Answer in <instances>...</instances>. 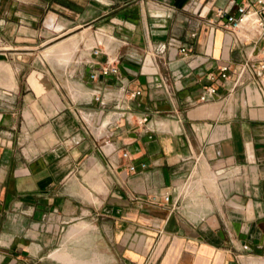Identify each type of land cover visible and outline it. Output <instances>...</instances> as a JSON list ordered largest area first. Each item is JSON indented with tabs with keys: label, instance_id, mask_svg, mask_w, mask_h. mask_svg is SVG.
I'll return each instance as SVG.
<instances>
[{
	"label": "crops",
	"instance_id": "obj_1",
	"mask_svg": "<svg viewBox=\"0 0 264 264\" xmlns=\"http://www.w3.org/2000/svg\"><path fill=\"white\" fill-rule=\"evenodd\" d=\"M228 2L0 0V264H98L64 247L78 219L95 227L103 264H264V103L252 74L238 78L241 54L215 19ZM79 27L113 37L101 32L66 64H27L44 33ZM106 60L118 75L100 74ZM105 85L139 90L134 117L161 126L115 118L95 138L83 113L103 119L89 101ZM107 140L130 159L113 166Z\"/></svg>",
	"mask_w": 264,
	"mask_h": 264
},
{
	"label": "built area",
	"instance_id": "obj_2",
	"mask_svg": "<svg viewBox=\"0 0 264 264\" xmlns=\"http://www.w3.org/2000/svg\"><path fill=\"white\" fill-rule=\"evenodd\" d=\"M215 19L216 21H221L224 34L232 38L233 47L237 48L241 54L242 61L239 63L238 78L246 72L247 76L252 74L264 103V0H229L227 6L216 10ZM168 45L179 53H186L189 49L187 43L176 37H170ZM99 51L98 46L92 48L93 55L99 53ZM113 62V60H106L100 67V74L103 76H108L109 74L118 75L119 69ZM228 68L229 66L227 65H223L220 68L222 79L228 78ZM89 78L95 81L98 78V73H91ZM214 92L215 88L212 86L202 88L199 93V100H207ZM139 93V90L130 92L123 86L114 90L111 85L95 87L92 90L89 103L97 101L101 108L100 112L105 113L101 120L95 119V115L90 112L83 113L85 124L89 126V123H92V127H89V130L95 134V138H105V132L107 133L108 128L115 124V118H123L130 124L143 125L147 130L151 131H153L154 125L161 126L159 123L157 124L149 119L147 115L134 117V113L129 108V100ZM105 109L108 110L104 112ZM109 112L111 114L106 119ZM168 121L169 119H167L166 124H168ZM99 148L102 151L110 149L107 152L115 155L112 163L113 166H117L118 159H130V154L127 150L113 148L112 142L108 140L99 146ZM144 166L145 164L142 163L141 167ZM127 168L129 170L135 169L130 164H128ZM155 198L156 196L153 197V199ZM169 199L170 195L164 196V201L167 202Z\"/></svg>",
	"mask_w": 264,
	"mask_h": 264
},
{
	"label": "rangeland",
	"instance_id": "obj_3",
	"mask_svg": "<svg viewBox=\"0 0 264 264\" xmlns=\"http://www.w3.org/2000/svg\"><path fill=\"white\" fill-rule=\"evenodd\" d=\"M83 29L84 27H79L75 29H68V30H65L64 32L44 33L46 37L41 38V41H40L41 43L38 44L36 48H33V50L28 51L29 52L28 55H25L24 58L25 60H27V64H31L33 62L34 63L43 62L46 65L47 63L50 64L53 60H56V59H53V60L50 59V56H48V54L46 53L47 52L46 48L51 49L52 46L56 45L57 43L63 42V41L65 42L69 38H74V40L77 42L76 43L77 47L75 46L76 48L71 54L72 56L71 59L76 58V60H78L80 59V55L84 56L83 55L85 53L84 44L85 45L90 44V42L88 41L89 39L91 38L93 39L92 40L93 43H91V45H94L95 43L94 38L100 36L101 32L106 34L107 36L110 35L111 37H113V35L110 32H108L107 29H92V30H83ZM99 46L101 45H98V47ZM46 54H47V57H46ZM192 181H194V179H191V181H189L188 184H190ZM192 192L193 190H189L190 194ZM190 194L187 195L188 197H186V201L182 204V208L185 205H188V206L192 205L191 199L195 197ZM200 196L202 197V195ZM80 223H85L86 227L83 230H80L77 234L73 236L72 235L69 236V232L71 228H78ZM94 228L95 227L89 224L86 220L84 221L82 219H78V220L73 221L70 227L66 228L63 232L64 241L69 240V244H65L64 247L68 246L67 248H69L68 251L70 252L69 253L70 255L77 256L78 258H81L84 261L86 260L89 262L96 261L99 264L100 263L103 264L102 259L97 258L98 254L93 252L96 249L95 246L98 244V243H94V235L92 233V229ZM90 240H91V243H90ZM88 250L93 252L91 253L92 256L88 255ZM51 251L52 250L48 251L47 254H49ZM252 260L257 262V260H262V259L256 257ZM61 264H64V263L61 262Z\"/></svg>",
	"mask_w": 264,
	"mask_h": 264
},
{
	"label": "bare ground",
	"instance_id": "obj_4",
	"mask_svg": "<svg viewBox=\"0 0 264 264\" xmlns=\"http://www.w3.org/2000/svg\"><path fill=\"white\" fill-rule=\"evenodd\" d=\"M86 30V29H85ZM76 38V37H75ZM101 39V38H100ZM93 39H89L88 41L90 43H93L92 41ZM78 41V40H77ZM76 41L74 40V38H69L67 39L65 42H60L57 43L56 45L52 46L51 49H47L46 48V53L48 54V56H50V59H56L57 61L60 62H64L66 64L67 61H69L71 59V54L74 51V49L77 47L76 46ZM76 46V47H75ZM46 54V57H47ZM44 55V54H43ZM49 60V59H48ZM71 61V60H70ZM51 62V61H50ZM84 227V226H83ZM86 227V226H85ZM64 251V250H63ZM57 254V253H56ZM66 262V261H65ZM68 262V261H67ZM71 262V261H70ZM74 262V261H73ZM72 263V262H71ZM67 264V263H65ZM99 264V263H98Z\"/></svg>",
	"mask_w": 264,
	"mask_h": 264
}]
</instances>
